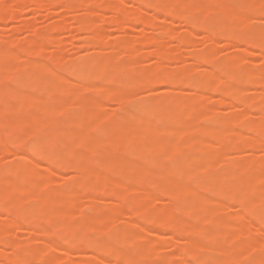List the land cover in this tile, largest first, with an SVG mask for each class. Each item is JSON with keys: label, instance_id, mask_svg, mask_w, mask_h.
<instances>
[{"label": "rangeland", "instance_id": "obj_1", "mask_svg": "<svg viewBox=\"0 0 264 264\" xmlns=\"http://www.w3.org/2000/svg\"><path fill=\"white\" fill-rule=\"evenodd\" d=\"M53 1L55 5L50 4ZM89 1L0 0V140L5 139L7 146L11 144L6 150L0 141V180L10 182L0 184V232L8 241L0 243V264L21 260L17 255H30L27 264H116L119 258L115 260L114 254L107 252L108 255L102 256L99 247L86 246L85 241L77 249L72 248L83 241V236L117 244L114 250L128 258L122 264H176L181 260L182 264H199V256H205L203 251L212 249L215 260L227 259L228 264H264V146L258 145V142L264 145V131L260 132L264 118L259 113L260 107H264V88L253 84L255 87L247 89L244 79L246 73L255 78L264 77V49L255 50L247 44L248 37L257 31H262L264 38V12L254 13L255 7L264 0H244L245 6L232 23L240 30L236 38L225 37L221 31L209 34L203 25L190 28L187 21L181 20L180 14L184 11L195 14L188 9L198 0H181L174 14L167 11L166 14L154 9L153 4L152 7L142 1L143 5L138 0H93L87 9ZM240 1L224 0L223 3L236 7ZM106 3H112L114 9H104ZM39 4L43 7H38ZM71 4L76 5L73 10L69 7ZM214 7L210 4L206 9L210 19H207L208 28L228 19L233 12L231 8L214 12ZM140 16L153 20L157 27L137 22L135 18ZM86 21L88 29L92 27L90 22L100 27L97 38L93 39L89 30H77ZM159 47L164 60L155 55ZM99 55L108 58L106 73L100 79L84 82L88 65ZM197 56L201 61L193 62L192 58ZM83 61L88 67L71 78L70 68ZM210 61L220 69L217 65L214 68L213 63L210 65ZM232 64L238 70L229 79L224 71ZM153 73L177 74L187 83L190 79L211 77L213 85L218 83L226 90H235L236 97L230 99L215 88L203 91L191 83L173 87L142 84L145 76L141 79V75ZM42 77L46 79L39 81ZM135 77H140V82L133 81ZM110 92L128 94L129 103H121L113 96L114 99L110 97L100 107L96 101ZM162 92L174 99L182 95L185 110L165 116L155 114ZM21 93L44 100L45 107L34 108L28 97L25 102L17 100ZM203 98L207 105L201 110ZM82 104L87 107L82 108ZM231 105L235 108L231 109ZM131 110L135 118L119 116ZM246 110L251 119L239 121L238 117ZM215 115L220 118L219 122L211 120ZM137 123H141L139 130H132ZM227 123H231L228 133L224 129ZM187 126L194 129L187 130ZM67 130H74V135L67 138ZM177 130L179 134L173 135ZM156 139L177 143L178 148L175 152L162 148L157 151ZM17 140L31 142L42 151L40 156L31 154L27 148L17 150L18 146L14 145ZM67 141L70 149L66 148ZM255 141L258 146L252 145ZM117 144L120 145L119 163H135L145 170H135L129 165L105 170L101 162ZM48 157L59 163L95 162L92 171L81 178L64 164H48ZM157 163L174 172L176 182L186 181L194 190L202 192L204 197L192 201L195 206L192 212L180 209L177 216L181 221L198 216L206 234L174 231L175 235L167 227L163 228L165 224L160 225L162 229L158 222H155L158 226L151 225L153 222L146 225L143 216L147 215L146 221H150V215L161 214L169 206H179L162 193L144 199V190H155L158 184L152 172ZM20 165L25 167L15 174L14 168ZM228 171L236 175L239 194L260 197L253 213H247L238 199L232 200L215 190L213 194L207 193L205 187H212V175L224 194L230 190ZM126 181L130 184L123 191ZM12 184L18 188L33 185L35 194L28 198L20 189L4 188ZM114 189L122 192V201L112 197ZM102 209L110 213L108 219L101 218ZM15 213L18 217L13 222ZM218 217L223 220L221 225L215 224ZM226 229L230 234L224 237ZM216 231L220 235L216 236ZM72 232L78 242L70 241L68 245L69 241H63ZM189 242L200 243L205 248L194 257ZM251 244L256 247L250 249ZM41 257L45 262H41Z\"/></svg>", "mask_w": 264, "mask_h": 264}, {"label": "bare ground", "instance_id": "obj_2", "mask_svg": "<svg viewBox=\"0 0 264 264\" xmlns=\"http://www.w3.org/2000/svg\"><path fill=\"white\" fill-rule=\"evenodd\" d=\"M142 1L145 2L146 5L147 4L149 5V3H150V5L152 6V4H153L154 9H156V10H159V11L160 10H163V12L165 11L164 13H166V11H167L168 14H174V10H176V8L178 7L179 2L181 0H155V1L154 0H152V1L151 0H145V1L144 0H138V3L140 2L141 4L144 5V3ZM90 2H91V0L89 1V3ZM93 2L94 1L92 0V3L91 4H89V3L87 4L88 5L87 6V9L89 8V5L91 6L93 4ZM223 2H224V0H202V1L201 0H198L194 5H191L189 7V9H188V11L189 10H194L195 11V14H190L189 12H185L184 11L183 13L180 14L181 15L180 19L183 20V21L184 20L187 21L188 23L187 22H185V23H187L190 26V28H194L196 26H200V25L202 26L203 25L206 28V30H207V32L209 34H212L214 32L221 31L225 35V37L236 38L239 35L240 30L239 29L236 30L235 27L232 26L233 25L232 23L238 19L239 12L245 6L246 2L244 0H242V1H240V3H238V5L236 7H232L231 5L225 4ZM71 3H73V2H71ZM13 4H14V1H13ZM50 4L51 5H55L56 2L53 1ZM210 4H213V6L215 5L214 9H216V10H213L214 12H218L217 9H220V11H221V10H225V9L226 10H229V8H231L233 10V12H230L229 13L228 19H225L224 21H220V22L219 21L218 22H215L214 24H212L211 27L208 28V25L209 24L207 22L210 19L208 18L209 17L208 14H206V9H207V7ZM74 5L75 4H71V6L69 5V7L70 8L72 7L71 9L73 10V8L76 7V5L75 6ZM41 6L43 7V4L42 5L39 4L38 7L41 8ZM64 6L66 8H68V5L66 6L64 4L63 7ZM103 6H102V8L100 7L101 8V11L104 8ZM112 6H113L112 3L111 4L108 3L104 9L109 10V11L110 10H113L114 7H112ZM256 7H258V8H256ZM256 7L254 9V13L255 14L256 13L262 14V12H264V2H263V4L260 3V6L257 5ZM138 17L135 18L137 20V22H140V23L142 22L141 24L147 25V26H150V27H157V25L153 22V20H148V19L142 18V16H140V19H137ZM207 19H209V20L207 21ZM86 22L88 23V21H86ZM86 22H83L81 25L79 24V26L77 27V30H81L82 31V29H83V31L85 30L86 32H87V30H89V32H91V34H92L93 39L94 38H97L101 34V31L99 30L100 27H98V24H95V23L94 24H91V22H90V26H92V27L90 29H88L89 28V23L86 24ZM24 26H26V25H24ZM24 26H23V28L25 29ZM87 26H88V28H87ZM85 27H86V29H85ZM20 28L23 30L22 27H20ZM247 41H248L247 44L248 45H253V47L255 48V50L256 49H264V38H263L262 31H257L255 33H252V35H250V37H248V40ZM132 48H135V46H133ZM245 51L248 52V53H252V52H250L252 50L249 51V50L245 49ZM1 52L4 53V51H1ZM155 52H156L155 55L158 57L159 60H164V56H162L164 54L161 53L162 50H160V47L157 50H155ZM107 60H108V58L105 57L104 55L103 56L102 55L101 56L99 55L96 58V61L94 63H91V64L88 65L89 66V68H88L89 70L87 71L86 76L84 75L85 79L83 81L84 82H88V81H91V80L93 81V79H96L98 77H99V79H100V77L102 78V74L104 76V73H106V71H107V66H106ZM192 60H193V62H200L201 61V58L199 56H197L195 58H192ZM212 63H213V65L215 64L214 65L215 66L214 68H217L216 67L217 64L214 63V61L213 62L212 61L209 62L210 65ZM117 64L120 65V66L122 65L121 62H118ZM88 66H87L86 61L85 62L84 61L83 62H78L77 64L74 65L73 68H70V70L68 71L69 76L71 78H73V79L76 78L77 76L80 75L79 73L83 70V68L88 67ZM217 66H218V69H220V66L219 65H217ZM237 70H238L237 69V66H235L234 64H232L230 66L225 67L224 73H226V77H229V79H233V77L235 75V72ZM47 72H46V74H47ZM49 73H50V71H49ZM46 74L44 73V76H46ZM156 74H158V72ZM156 74L153 73L152 75L151 74L141 75V79L143 78L142 76H145L142 79L144 82L141 81L142 84H145V82H148L146 84H150V85H152V84L155 85L157 83L158 84H163V85L164 84H167V85L170 84L169 86L170 87L171 86L173 87V86L179 85L181 83L182 84L185 83V84H187V85L190 86V83H191V85H193V87L195 86L196 88H200L203 91H209L210 89L214 90V88H215L216 91H219V92H222V93H225L226 95H228L230 97V99H234L236 97L235 90H229V89L226 90L221 85H219L218 83H216V84L213 85L212 84L213 82H212L211 77H204L203 79H200V80H197V81L192 80V79H190V80L188 79L190 82L188 81V83H187V81L185 79L182 80V78H180V75H177V74L176 75L175 74H171V75L165 74L166 76L164 74H160V73H159L160 75H156ZM139 78H136L135 77L132 80L133 81H136ZM179 78H180V82H179ZM44 79H46V77L39 78V81H42ZM141 79H139V82H140ZM144 79H147V80H144ZM149 79H150V81H149ZM244 79H245L246 84L248 86L247 89H250V87H252L253 84L255 86L256 85L258 86L260 84L259 86H262L264 88V81H263L264 80V77H262V78H255V77H252L251 75H249L248 73H246V76H245ZM27 84H29V83H26V85ZM71 84H74V83L72 82ZM255 86H253V87H255ZM163 94H162L163 97L161 96L162 97V101L160 102V105L158 104V106H159L158 109L159 110L155 114H158L160 116H165V115H168V114H171V113H176V112H180V111L183 112V110H185L184 109L185 108V105H184V103L182 101L183 100V96L182 95L174 99L172 97L171 98L170 97H167V95L165 94V92ZM113 96H114L115 99H117L121 103L122 102H128L129 103V101H130V98H129V95L128 94L121 95V94H118V93L116 94L114 92H110L105 97H103L102 99H100L98 102L96 101V103L100 107H102ZM27 97H28L27 94L21 93L17 97L18 98L17 100H19L21 102H25V101H27ZM29 97H28V101L31 100V104L33 102L34 108L37 109V108L45 107L46 102L44 100H40L39 101V99L38 100L37 99L35 100V99H31V97L30 98ZM114 98H112V99H114ZM32 100H34V101H32ZM206 105H207V102L203 98L202 99V105L200 106V109L201 110H204L206 108ZM81 107L82 108H85V107H87V105L82 104ZM234 108H235L234 105H231V109H234ZM258 110H259V108H258ZM10 111H13L15 113L16 112L21 113V110H18L16 108H10ZM259 113L264 118V107L263 108L260 107ZM151 115H153V114H151ZM119 116H121L123 118H131V117H134V113H133L132 110L131 111H126V112L124 111V112L120 113ZM150 117H153V116H150ZM149 118H146V119H149ZM238 118H239V121L244 122L243 120H245V121L250 120L251 119V116H250L249 112L246 110ZM211 120H213L214 122H219L220 121V118L218 117V115H215L214 117L211 118ZM47 126L48 127H51V124H47ZM140 127H141V123H137V124H135L132 127V130L137 131V130H139ZM127 129L129 130L130 128L128 127ZM186 129L187 130H193L194 127L193 126H187ZM224 129L228 133L230 131V129H231V123L225 124ZM73 131L74 130H67L66 131L67 138L68 137H72L74 135L72 133ZM263 131H264V124L260 128V132H263ZM178 132H180V131L179 130L175 131L173 135H175V133L177 134ZM244 140L248 141L249 139L247 140V138H246ZM1 142H3L1 144L2 148L6 149V150H8L7 148H9V147L11 148V146H10L11 144L8 143L9 146H7V144H6L7 142H6L5 139L2 140ZM11 143H13V142H11ZM255 144H257L256 141L252 143L253 146H258L259 144H261L262 146H264L263 143H261V142L260 143L258 142V145H255ZM14 145L15 146H18V147H16V149L17 148L18 149H20V148L21 149H24V148L26 149L27 148V150L30 151L31 154H33L35 156H40V153L42 152V151L37 150L36 148H34L33 147V144L31 142L28 144L25 141H19V140H17L16 143H14ZM65 145H66V148L70 149V145H69L68 141L66 142ZM261 145H259V146H261ZM15 146H14L13 149H15ZM154 146H157V149H156L157 151L161 150V148H162V149L173 150L175 152L177 150V148H178V144L177 143L167 142V141H165L163 139H156L155 142H154ZM41 148L43 149V146ZM118 150H120V145L119 144H117L115 146L114 151L112 150V152L111 151L108 152L107 155H106V158L105 157L103 158V160L101 162V166L105 170H110V169H112L113 167H116V166L117 167L119 166L121 168H124V167H126L128 165L131 168H134L135 170H139V171H144L145 170V167H143L141 165H137L135 163H132V164H130V163H125V164L119 163V160L120 159H119V156H118V154H119V151ZM169 160H170V158H169ZM48 161H47V163L50 164V165H53V166L54 165H58V164H64L65 166H68L70 168H73L76 172L79 173V176L81 178L85 174H88V173H90L92 171V164H93V162H95V161H87L89 163V165L88 164L81 165V164H77V163L70 162L68 160H67L68 161L67 163H59V160H57L55 158H51V157H48ZM179 163L181 165L183 164V162H179ZM17 167H18V169H17ZM24 167L25 166H22V165L16 166L14 168L13 172L15 174H18V173H20V171H19L20 169L19 168H24ZM180 169H183V168H180ZM152 172L157 176V178H158V184L156 185L155 190H152V189H145L144 190V199L145 200L146 199H149V197L155 195V193L156 194L157 193L158 194L159 193L160 194L162 193V195H166V196L168 195L167 197H169L172 200L177 201L179 203V206H174V207L173 206L172 207L169 206V208L167 207L166 209H164V211H162L161 214L159 213V214H156V215H150L149 216L150 221H148V220L146 221V218L148 219V216L147 215L143 216L142 218L145 219V223L147 222L146 225L148 223L150 224L152 222L153 223L151 225H154V224H157L155 222H158V223H160L159 224V227H160V225L162 227L165 224L164 225L165 227H163V228L166 229V227H167V229L169 231H171V233H173L175 235H176L177 232H181L183 234H186V233L188 234L189 233L188 235L193 234V232H195V234H199V233L200 234H206V229H204L202 227V225H201V223L199 221L198 216L195 217L196 220L194 218V220L189 219V221L188 220L187 221H181L178 218V216H177V214L181 212L180 209L186 210L189 213L192 212L194 210V207H195V206L192 205V201L195 200V199H198L199 197L200 198L201 197H204V195H202V192L201 191L198 192V191L194 190L192 188V186L188 182H186V181H183V182L178 181V182H176V179L173 178L174 177V172H170V170H166L165 167H164V165L161 164V163L160 164L157 163V167ZM226 176L228 177V182L230 183V190L227 191L226 194H224L221 191V188L216 183V181H215L216 178L213 175L211 176V182H212L211 185H212V187H205L207 193H212V191L215 190L216 192H218V194L225 195V196L231 198L232 200L233 199H235V200L238 199V201L240 202L239 204H241V206L243 207V209H245L247 211V213H249V212H250L249 214L253 213L252 211H254V208H253L254 207V204L257 201V199H259L260 197H258L256 194L253 195L251 193H249L247 195L246 194H239L238 191H237L238 183L236 181V175L233 174V171H228L226 173ZM102 177L104 179H106V177L104 175H102ZM6 183H9L10 184V182L1 181L0 180V184L4 185ZM129 184H130V181L124 182V184L122 186L123 187V191L129 187ZM120 187H121V184H120ZM4 188H6L8 190L20 189L22 192H24L28 196V198L33 197L34 194H35V189H34L33 185H30V188L29 187H25V188H22V187L20 188L19 187L18 188V185L12 184L11 187H4ZM119 190H120V188H119ZM202 191H203V189H202ZM112 193H113L112 194V197L114 199H117L118 201H122V198H123L122 192L117 191V190L114 189L112 191ZM218 194H216V195H218ZM114 195H116V196H114ZM117 197L118 198H121V199H118ZM206 208H208V207H206ZM204 211H208V210L207 209H204ZM10 215L12 217V213H10ZM100 215H101V218L108 219L110 213H108L107 211H104V209H102ZM17 217H18V213H15V215H14V218L15 219L13 220V222H16ZM157 217H159V218H157ZM156 219H158V220H156ZM222 221L223 220L220 217H218V218L215 219V224L216 225H221ZM143 225H145V224H143ZM156 226H158V224ZM76 227L79 229V226H76ZM76 227H75V230H78ZM137 227L140 228L141 226L138 225ZM161 227H160V229H162ZM170 229H173V230H170ZM228 230L229 229H226L227 232H225V234H223L224 237H226V236H228V234H230ZM174 231L176 233H174ZM74 234L75 233L72 232L69 236H67L68 238L70 237L69 240H68V238L63 237L64 239L62 238V240H65V238H66V241H63V242L64 243H67L69 241L68 242V245H70V241L73 242L75 240V238L77 237L76 234H75L76 237L74 236ZM103 234H104V232H103ZM215 235L216 236L220 235V232L219 231H216ZM72 236H74L75 238L73 239ZM3 238H4V233L0 232V243L6 242L5 244H7L8 241L7 240H4ZM78 238H79V240L83 239V241L81 240L83 243L81 241L78 242V240H75L76 243L78 242L79 244L77 243V246H74V245H76L74 243H73L74 245L71 244V246L73 245L72 248L75 247L77 249V247H79L80 244H84V241H85L86 242L85 245L87 244L88 246H90V245L92 246V244H93V246L99 247V251H100V253H101L102 256L103 255H108L109 253L110 254H114L115 255V257H114L115 260L119 258L118 260H116V264L117 263L118 264H122L123 262L126 263L128 261L127 260L128 259L127 257H125V256L123 257L122 255H120L119 250H117V251L114 250V248L117 249V246H116L117 244L116 245H113L114 243H112V242H108L107 243V242H104V241H92V240L88 239L86 236H83V238H81V239H80V237H78ZM11 243H10L11 245L14 244L13 242H11ZM110 243L113 246V249H112V247H110L111 246V245H109ZM189 244H190L189 247H191L190 250L192 249L191 251L194 252V257H197L198 256L197 252L203 251L204 248H205L203 245H200V243H197V242L196 243L195 242H192V244L189 242ZM186 246L188 247V245H186ZM248 247L250 249H254L256 246L254 244H251V245H248ZM109 249H110V252L108 251ZM112 250H113V252H112ZM186 251L188 252V250H186ZM107 252H108V254H106ZM203 252H205V256H203V257H200L199 256V264H228V262H227L228 260L227 259L226 260L225 259L224 260L223 259L222 260H215L213 258V252H214L213 249L212 250H208V251H203ZM118 254L120 255V257L121 256L122 257L120 258ZM25 256L27 257L28 260H26V257ZM15 257L16 256H14L13 258H11V260L12 259H15ZM17 257L18 258H21V260L20 259H15V260L11 261L10 263L13 264V262L15 261L14 264H17L18 261H19L18 264H21V263L23 264V262H24V264H27V261L29 262V260L31 258L30 255H23V256L17 255ZM121 259H122V261H119ZM262 259H264V254L262 255ZM41 260H42L41 262H45V258L44 257H41ZM125 260H127V261H125ZM39 261H40V259H39ZM181 262H182V260L180 262L176 263V264H182ZM114 263H115V261H114ZM183 263H185V262H183ZM186 264H188V263H186Z\"/></svg>", "mask_w": 264, "mask_h": 264}]
</instances>
